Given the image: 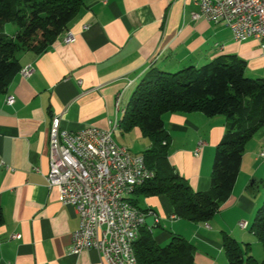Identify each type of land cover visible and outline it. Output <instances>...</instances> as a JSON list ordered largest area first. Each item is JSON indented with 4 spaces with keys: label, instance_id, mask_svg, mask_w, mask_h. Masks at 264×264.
<instances>
[{
    "label": "crops",
    "instance_id": "1",
    "mask_svg": "<svg viewBox=\"0 0 264 264\" xmlns=\"http://www.w3.org/2000/svg\"><path fill=\"white\" fill-rule=\"evenodd\" d=\"M196 1L84 0L80 12L46 52L17 54L22 70L12 78L8 91L0 93V160L6 165L0 168V264H105L95 250L68 253L80 217L75 208L60 202L59 188L47 185L55 116H61V129L69 132L111 129L117 120V143L143 155L151 140L138 127L123 131L119 122L151 69L176 73L236 56L245 61L249 78H264L261 42H237L224 25L193 21ZM4 30L14 35L16 26L5 24ZM69 34L73 40L67 43ZM29 66L33 73L24 78L22 71ZM11 96L15 102L9 106ZM163 119L171 137L170 163L193 190L209 191L226 118L195 112L167 113ZM201 141L206 145L196 157ZM262 150L264 128L245 148L231 197L208 223L173 219L165 196L138 197L141 209L155 212L156 242L167 245L170 236L163 229H169L194 244V264H227L222 246L226 232L249 242L252 255L264 260L263 246L247 233L249 221L244 230L239 227L245 212L252 214L264 200ZM16 234L21 238L11 239Z\"/></svg>",
    "mask_w": 264,
    "mask_h": 264
},
{
    "label": "trees",
    "instance_id": "2",
    "mask_svg": "<svg viewBox=\"0 0 264 264\" xmlns=\"http://www.w3.org/2000/svg\"><path fill=\"white\" fill-rule=\"evenodd\" d=\"M83 5L84 0H0V93L8 91L12 78L22 70L17 54L46 52ZM10 23L16 26L14 35L4 30ZM246 69L245 61L225 56L176 73L151 69L141 79L119 122L123 131L138 127L151 140L143 156L154 177L136 188V197L131 198L136 207L141 209L140 196H165L173 215L197 223H208L221 211L235 188L247 144L264 128V78H249ZM195 112L227 120L207 192L193 190L169 160L171 137L164 115ZM250 232L264 248V203ZM170 237V243L161 246L152 228L144 226L133 246L138 264H194V246L181 235L170 233ZM222 246L229 264H264L249 246L244 251L226 232Z\"/></svg>",
    "mask_w": 264,
    "mask_h": 264
},
{
    "label": "built area",
    "instance_id": "3",
    "mask_svg": "<svg viewBox=\"0 0 264 264\" xmlns=\"http://www.w3.org/2000/svg\"><path fill=\"white\" fill-rule=\"evenodd\" d=\"M196 5L198 11L192 14L193 21L206 19L224 25L235 41L258 40L264 49V0H197ZM72 40L69 34L66 42ZM32 73L33 69L27 67L24 78ZM14 102L12 96L7 105ZM115 129L117 120L111 129L88 127L69 132L61 129V116H55L50 133V172L46 177L49 188H59L60 202L75 208L80 217L68 253L78 255L95 250L105 264H124L121 236H127V230H134L139 236L146 219L156 217L155 213L146 214L126 201V187L138 188L152 179L154 172L143 155H134L117 143ZM205 145L203 141L199 143L194 152L196 157ZM259 157L264 160V150ZM2 167L6 165L0 160ZM126 215H133L132 224H125ZM244 222H239L243 230ZM20 238L19 234L11 237Z\"/></svg>",
    "mask_w": 264,
    "mask_h": 264
},
{
    "label": "bare ground",
    "instance_id": "4",
    "mask_svg": "<svg viewBox=\"0 0 264 264\" xmlns=\"http://www.w3.org/2000/svg\"><path fill=\"white\" fill-rule=\"evenodd\" d=\"M26 74H27V68L22 71L23 76H26ZM135 190H136V186L126 187L125 198L127 202H131V198L134 195ZM132 223H133V215H126L125 224H132ZM247 226L248 223L244 222V229L247 228ZM138 238L139 236L135 233L134 230H127V236H121V246H122L124 264H138L133 249L134 243Z\"/></svg>",
    "mask_w": 264,
    "mask_h": 264
},
{
    "label": "rangeland",
    "instance_id": "5",
    "mask_svg": "<svg viewBox=\"0 0 264 264\" xmlns=\"http://www.w3.org/2000/svg\"><path fill=\"white\" fill-rule=\"evenodd\" d=\"M262 201V203L261 204H259V206H257V208H256V210H254V212L251 214V212H245V216H246V218H244L243 219V221H249V223H250V226H249V229L247 230V233L248 234H250L251 232H250V229H251V227H252V224H253V222H254V219H255V217H256V214H257V211H258V209L263 205V203H264V200H261ZM152 230H153V228H152ZM154 230H156V229H154ZM161 232H163V230L165 231V232H167V234L170 236V233H173V232H171L169 229H159ZM175 234V233H174ZM240 234L241 235H243L244 234V232L243 231H240ZM179 235V234H178ZM230 235V234H229ZM231 237H233L232 235H230ZM183 237V236H182ZM239 237V236H238ZM171 238V237H170ZM169 238V242H168V244L170 243V241H171V239ZM233 238H235V237H233ZM236 239V238H235ZM237 240V239H236ZM238 241V240H237ZM239 242V244H240V246L242 247V249L244 250V251H247V249H248V246L251 248V251H252V246H251V244L249 243V242H242V241H238ZM167 244V245H168ZM192 246H194V244H192V243H190ZM166 246V245H165ZM262 246V245H261ZM263 250V249H262ZM263 252V251H262ZM252 253V252H251ZM225 256V258H226V262H227V264H229V262H228V259H227V257H226V255H224ZM264 260H262V261H260V262H263Z\"/></svg>",
    "mask_w": 264,
    "mask_h": 264
},
{
    "label": "water",
    "instance_id": "6",
    "mask_svg": "<svg viewBox=\"0 0 264 264\" xmlns=\"http://www.w3.org/2000/svg\"><path fill=\"white\" fill-rule=\"evenodd\" d=\"M155 222H156V217L154 216L148 217L146 219V226L152 228L155 226Z\"/></svg>",
    "mask_w": 264,
    "mask_h": 264
}]
</instances>
